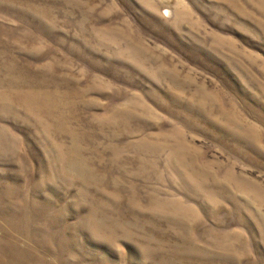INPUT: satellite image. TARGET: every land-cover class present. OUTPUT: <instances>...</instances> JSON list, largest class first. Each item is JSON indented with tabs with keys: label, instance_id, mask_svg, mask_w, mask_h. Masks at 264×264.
<instances>
[{
	"label": "rangeland",
	"instance_id": "1",
	"mask_svg": "<svg viewBox=\"0 0 264 264\" xmlns=\"http://www.w3.org/2000/svg\"><path fill=\"white\" fill-rule=\"evenodd\" d=\"M0 264H264V0H0Z\"/></svg>",
	"mask_w": 264,
	"mask_h": 264
}]
</instances>
